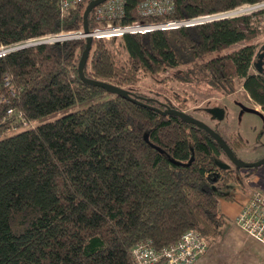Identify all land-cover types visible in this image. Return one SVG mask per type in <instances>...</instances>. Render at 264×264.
<instances>
[{"label":"trees","instance_id":"trees-1","mask_svg":"<svg viewBox=\"0 0 264 264\" xmlns=\"http://www.w3.org/2000/svg\"><path fill=\"white\" fill-rule=\"evenodd\" d=\"M91 1L63 13L59 0H0V46L79 30ZM141 1L127 0L126 16L116 22L182 19L264 3L175 0L171 15L142 18ZM263 8L194 27L93 39L84 73L126 88L172 69L176 81H205L222 95L235 93L238 77L264 110V76L250 73L255 45L226 52L259 34L253 20ZM93 11L90 27L96 25ZM85 48V40H71L0 57V134L108 91L81 79ZM133 95L144 104L113 93L0 139V264H136L132 248L144 239L163 248L195 230L208 247L218 240L225 217L215 186L237 180L231 170L218 175L220 144L204 129L152 108L185 111L181 96L175 104Z\"/></svg>","mask_w":264,"mask_h":264},{"label":"rangeland","instance_id":"rangeland-1","mask_svg":"<svg viewBox=\"0 0 264 264\" xmlns=\"http://www.w3.org/2000/svg\"><path fill=\"white\" fill-rule=\"evenodd\" d=\"M260 9L249 13L259 11ZM253 21L257 25L259 34L254 39L232 45L226 52L237 50L247 44H254L257 51H264V13L258 14ZM187 69V66L179 68L182 72ZM250 73L257 74L258 71L252 66ZM234 80L235 93L222 95L212 90L210 85L205 83V81H194L192 84L178 82L175 80V70L167 69L161 73L145 75L139 82L126 85L125 89L131 93L136 92L139 95L145 94L149 97H154L165 103L172 102L176 104L175 96H181L189 105L185 111L196 119L207 123L222 137L229 138L231 132H239L248 143L247 147L239 152V158L243 161H253L262 154L264 155V116L240 110L237 103L238 100H241L247 106L255 105L260 109L261 107L248 95L249 93L243 85V79L237 77ZM112 96L113 93L105 91L93 98L55 111L40 121L19 126L9 133H2L0 134V139L38 124L56 120ZM214 109H219L223 112L221 119L213 117L212 111ZM260 132H263V135L261 138H258ZM259 170H263L264 172V165ZM251 185L252 182L248 181L245 185H240L238 181H232L228 184L220 183L215 186V193L219 200V209L225 217V224L221 229L218 240L209 246L210 249L205 258V264H264V246L262 244L251 239V237H247L243 232H241V235L238 234L242 236V243L240 244L232 236V232L236 233V231H240L236 228L233 220L238 216L245 200V193L243 191H245V188L251 187ZM229 195H233L232 198L229 199Z\"/></svg>","mask_w":264,"mask_h":264},{"label":"built area","instance_id":"built-area-1","mask_svg":"<svg viewBox=\"0 0 264 264\" xmlns=\"http://www.w3.org/2000/svg\"><path fill=\"white\" fill-rule=\"evenodd\" d=\"M59 1L62 12L66 13L86 0ZM126 3L127 0H107L95 7L92 17L96 25L90 27L88 33L82 27L75 31H62L35 37L23 43L0 46V57L25 47L60 44L71 40L86 41L88 37L113 39L129 34H147L153 31L194 27L247 14L264 7V3H260L182 19H156L149 22L135 20L130 23H118L116 20L126 16ZM174 10L175 0H142L137 6L138 15L142 18L167 17ZM19 114L22 116L21 112ZM24 124L27 125V122ZM248 182H252V185L245 188V200L235 218V223L249 237L264 246V180L252 177ZM207 251L206 239L195 230H188L176 243L163 248H157L151 239L141 240L133 246L132 255L136 264H194Z\"/></svg>","mask_w":264,"mask_h":264},{"label":"water","instance_id":"water-1","mask_svg":"<svg viewBox=\"0 0 264 264\" xmlns=\"http://www.w3.org/2000/svg\"><path fill=\"white\" fill-rule=\"evenodd\" d=\"M107 0H92L91 2L88 3L85 11H84V15H83V28L85 30L86 33L89 32V15L91 13V11L97 7L98 5H100L101 3L105 2ZM86 48L82 54V57L80 59L79 62V66H78V71H79V75L81 77L82 80H84L85 82H89L92 83L94 85L100 86L108 91H111L119 96H122L126 99H129L135 103H140V104H144L141 102V100L138 97H134L133 93H131L130 91H128L125 88L119 87V86H115L112 85L110 83L104 82V81H100V80H94V79H90L88 78L85 73H84V67L89 59L90 56V51L92 48V43H93V38L92 37H88L86 39ZM259 71H264V65L263 67L259 65ZM154 109H156L157 111H159L162 114H173V115H177L178 117H181L182 119L186 120L188 123H192L196 126H198L201 129H204L205 131H207L215 140L216 142H218L223 149L225 150V152L228 154V156L230 157V159L239 167H246V168H254V167H259L262 164H264V159L258 161V162H250V163H241L239 162L230 146L227 144V142L223 139V137L216 131L214 130L212 127H210L207 123L196 119L195 117H193L192 115L188 114L185 111H181V110H177L174 108H171L169 106L166 107V110H162L160 108H155L152 107ZM246 110L250 111V112H257L255 109H251V108H246ZM212 115L215 116L216 118L221 119L223 117V112L219 109H214L212 111ZM146 139L148 140V138L146 137Z\"/></svg>","mask_w":264,"mask_h":264},{"label":"flooded vegetation","instance_id":"flooded-vegetation-1","mask_svg":"<svg viewBox=\"0 0 264 264\" xmlns=\"http://www.w3.org/2000/svg\"><path fill=\"white\" fill-rule=\"evenodd\" d=\"M259 65L262 66V67L264 65V51L262 52L261 50L257 51L255 59L253 61V66L258 71L257 74H260V75L264 76V71H259ZM248 95L250 96V94H248ZM237 103H238V106H239L240 110L243 111V112H248L249 113L250 111L246 110V108H251V109H255L257 112H250V113H256V114H260V115L264 116V110H263L262 106L259 105L257 102L256 103L261 107V109L258 108L255 105L247 106L241 100H238ZM262 135H263V132H260L258 134V138H261ZM223 139L230 146L235 158L241 163H250V162L253 163V162H258V161L264 159V155L263 154L261 156H259L258 158H256L255 160H253V161H245V160L243 161V160H241L239 158V155H238L239 152L241 150H243L244 148H246L247 145H248V143L245 141V139L243 138V136L239 132H236V133L235 132H231L230 135H229V138H224L223 137ZM237 142H239L240 144L237 143ZM219 156L220 157H219V162L218 163H219V166H220L221 170L218 171L219 172L218 175L222 174L223 176H225L224 175V173H225L224 170H231L232 173L235 174V178L237 179L236 181H238L240 185H245L246 181H248L249 178L251 179L252 177H258V178H261V179L264 180V172H263V170H259L260 167H262L264 164H262L259 167H254V168H246V167L239 168L230 159V157L228 156V154L225 152V150L223 149V147L221 145H220V155Z\"/></svg>","mask_w":264,"mask_h":264},{"label":"crops","instance_id":"crops-1","mask_svg":"<svg viewBox=\"0 0 264 264\" xmlns=\"http://www.w3.org/2000/svg\"><path fill=\"white\" fill-rule=\"evenodd\" d=\"M233 222L235 223V220H233ZM235 226H236V228L238 229V230H240V231H236V233L235 232H232V236L234 237V239H235V241L238 243V244H240V243H242L241 242V239H242V236H240L241 235V232H243L247 237H249L244 231H242L238 226H237V224L235 223ZM238 234H240V235H238ZM241 237V238H240ZM250 238V237H249ZM251 239H253V238H251ZM209 247H208V251L203 255V256H201L194 264H205V258L207 257V255H208V252H209ZM210 264V263H209Z\"/></svg>","mask_w":264,"mask_h":264}]
</instances>
